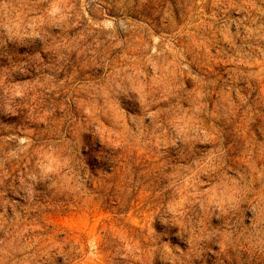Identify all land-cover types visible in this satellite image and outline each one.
Returning a JSON list of instances; mask_svg holds the SVG:
<instances>
[{"label": "rangeland", "instance_id": "374dc122", "mask_svg": "<svg viewBox=\"0 0 264 264\" xmlns=\"http://www.w3.org/2000/svg\"><path fill=\"white\" fill-rule=\"evenodd\" d=\"M0 264H264V0H0Z\"/></svg>", "mask_w": 264, "mask_h": 264}]
</instances>
